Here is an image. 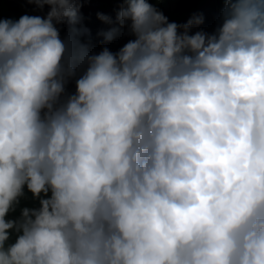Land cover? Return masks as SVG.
<instances>
[{
	"label": "clouds",
	"instance_id": "obj_1",
	"mask_svg": "<svg viewBox=\"0 0 264 264\" xmlns=\"http://www.w3.org/2000/svg\"><path fill=\"white\" fill-rule=\"evenodd\" d=\"M23 2L0 14V264H264V0H216L212 32L116 0L99 52L89 0Z\"/></svg>",
	"mask_w": 264,
	"mask_h": 264
},
{
	"label": "rangeland",
	"instance_id": "obj_2",
	"mask_svg": "<svg viewBox=\"0 0 264 264\" xmlns=\"http://www.w3.org/2000/svg\"><path fill=\"white\" fill-rule=\"evenodd\" d=\"M20 1V2H19ZM150 2H154V0H150ZM198 2V3H197ZM11 7L14 6L13 9L19 11L21 14H29V15H38V9L33 4H28L23 2V0H10ZM104 0H89V2L84 3L81 12L85 15L92 7H99L98 5L104 6ZM181 4V5H179ZM160 10L164 12L166 16H168L170 21H183L186 22L194 13H204V7L206 13L205 20L208 22H212L211 32L215 29L218 23V16L219 10L222 7V4L216 2V0H164V2L159 3L156 5ZM184 6V7H183ZM46 10L48 11V6H45ZM87 8V12H86ZM210 10V12H209ZM4 17H11L13 19H18L19 15L15 12L8 13L4 10ZM179 13V14H178ZM45 15V13H42ZM42 15V16H43ZM176 16V18H175ZM178 17V18H177ZM176 19V20H175ZM87 23H90V19L87 17ZM193 30H197L193 28ZM103 31V29L99 30L98 33ZM29 198L31 197V193H28ZM35 202L31 201V199L22 201V205L33 206ZM19 210L17 213L12 215H18Z\"/></svg>",
	"mask_w": 264,
	"mask_h": 264
},
{
	"label": "bare ground",
	"instance_id": "obj_3",
	"mask_svg": "<svg viewBox=\"0 0 264 264\" xmlns=\"http://www.w3.org/2000/svg\"><path fill=\"white\" fill-rule=\"evenodd\" d=\"M210 2H211V0H210ZM103 5L104 6L98 5L99 7H94V8L92 7L88 12H87V8H86L87 13H85V15L82 13V15H83L82 24L84 27L89 29V34L84 35L83 40L82 39L81 40L83 42H86V43L90 42L93 50L96 52H99L102 49V47L105 46L103 43V36L98 35L99 30L103 29V31H106L109 28L114 26L111 24H107V23L101 21L100 19H98L97 13L101 12V13H104L106 15H109L112 18V20L115 21L117 11L119 10V7H120L119 3L116 2V0H104ZM179 5H181V4H179ZM44 11L47 12L46 8L44 9ZM203 12H204L203 13L204 17L206 18L207 11H205V7H204ZM209 12H210V10H209ZM87 17L90 19V23H87ZM175 18H176V16H175ZM175 22H177V21H175ZM177 23H183V21H179ZM210 24H212V22H208L205 20L204 24L200 25V27L203 28L204 30L208 31V32H211L210 29H211L212 25H210ZM64 25H67V24L65 23ZM62 26L63 25H61V27ZM67 28H68V26H66L62 31H64L66 33ZM192 31L194 32L196 30H192ZM130 38H131L130 36L121 35V36H118L111 43L107 44L106 46H108L112 51H116L119 47L123 46V44L126 43L127 40ZM73 86H74V84L72 85V87ZM72 87L70 89H72Z\"/></svg>",
	"mask_w": 264,
	"mask_h": 264
},
{
	"label": "trees",
	"instance_id": "obj_4",
	"mask_svg": "<svg viewBox=\"0 0 264 264\" xmlns=\"http://www.w3.org/2000/svg\"><path fill=\"white\" fill-rule=\"evenodd\" d=\"M5 9H6L5 1L0 0V14L3 13Z\"/></svg>",
	"mask_w": 264,
	"mask_h": 264
},
{
	"label": "flooded vegetation",
	"instance_id": "obj_5",
	"mask_svg": "<svg viewBox=\"0 0 264 264\" xmlns=\"http://www.w3.org/2000/svg\"><path fill=\"white\" fill-rule=\"evenodd\" d=\"M5 3H6V0H5ZM7 4V3H6Z\"/></svg>",
	"mask_w": 264,
	"mask_h": 264
}]
</instances>
